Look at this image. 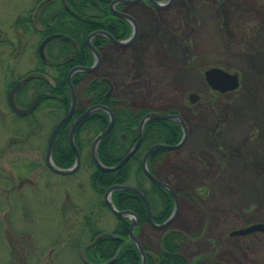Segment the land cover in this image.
<instances>
[{"label":"rangeland","instance_id":"obj_1","mask_svg":"<svg viewBox=\"0 0 264 264\" xmlns=\"http://www.w3.org/2000/svg\"><path fill=\"white\" fill-rule=\"evenodd\" d=\"M201 1L180 0L160 10L158 21L150 12H141L143 8H129L141 20L140 38L132 46L105 49L101 72L114 78L121 98L154 110L172 104L190 123L188 143L169 151L171 166L166 172L177 188L190 184L199 196H206L204 210L199 206L201 201L194 204L187 195L179 200L177 228L187 234L206 224L205 239L192 243L189 257L201 256L209 241H216L222 264H264V233L229 236L235 228L264 221V0ZM32 5V0H0L4 39L0 61L17 63L20 74L35 66L38 39L28 37L30 51L17 61L6 41L16 42L14 21ZM161 25L173 34L178 25L186 26L199 69L222 66L238 72L240 88L232 93L212 92L201 74L177 56V41ZM181 68L185 69L182 77ZM192 91L201 95L196 104L188 100ZM0 111V264H48V252L54 249L53 241L62 227L59 204L67 213L65 224L73 226L62 228L61 248L56 247V251L74 245L67 236L76 239L86 214H93L98 229L113 230L117 218L95 205L102 197L92 187L88 167L83 165L71 175L43 167L54 123L46 119L42 131L40 126L36 128L39 136L31 139L24 131H16V117L7 105L4 83L0 84ZM12 137L22 140L21 145L11 147ZM19 176L31 177L36 184L24 185L8 195ZM208 209L216 217L208 219ZM161 235L159 229L144 228L143 238L152 250L159 247ZM82 239L88 241L90 234L82 235ZM69 256L62 264H83L75 251Z\"/></svg>","mask_w":264,"mask_h":264},{"label":"trees","instance_id":"obj_2","mask_svg":"<svg viewBox=\"0 0 264 264\" xmlns=\"http://www.w3.org/2000/svg\"><path fill=\"white\" fill-rule=\"evenodd\" d=\"M112 1L99 0L100 7H98L94 0H71L70 5L79 14L78 16L71 15L65 6L61 5L60 17L50 20L52 24L47 28L56 29L61 37L52 40L47 46L46 60L40 61L39 66L35 69L39 76L32 77L26 83L24 90L28 91L29 95L26 98V103L21 106H27L37 95H41L42 99L33 113L15 118L18 130L24 131L29 139L36 134L38 126L42 131L44 124L46 125V119L54 123L53 130L55 125L69 112L72 103L68 83L70 71L78 65L91 66L95 61V56L87 43L89 34L94 30L104 28L117 39H126L131 35L132 25L130 22L115 16L111 10H108V5ZM102 8H106L108 12L107 19L87 15L88 13H101ZM24 20V16H19L16 25L21 27ZM50 34L46 29L41 36L47 37ZM93 43L100 49L103 45L105 49L107 48L106 44L111 42L103 36H98L93 39ZM112 62L114 61L112 60ZM102 65L96 72H78L72 78L77 91V105L71 118L60 129L53 150V159L62 168H69L76 161V153L70 144V131L75 120L90 106L104 104L113 108L115 112V124L98 147L99 158L104 164L110 166L117 164L135 145L139 135V123L143 116L151 110L146 106H135L130 98L119 102L114 78L112 79V76L101 72ZM88 76L91 77L88 78ZM114 84V93L108 96ZM109 122L110 116L107 112L94 111L80 123L76 131V143L82 154L83 165L91 170L90 179L93 189L103 197L106 189L114 184L134 185L145 192L154 210L163 209L158 213L162 219L156 220H164L172 211V197L167 190L152 182L146 175L142 167V158L145 152L156 143H178L183 135L182 127L173 120L156 119L147 122L143 141L130 160L120 169L103 171L94 163L91 148L94 138L107 128ZM166 153L167 150L163 149L153 152L149 160V167L157 177L168 181L166 172L170 163ZM147 182L150 183V186H147ZM189 188L191 187L181 189L192 202H200L199 198L187 194V191L190 192ZM112 199L118 209L133 210L140 216L142 224L148 223L145 203L138 195L129 191L117 190L113 193ZM96 204L109 208L104 198H100ZM116 217L118 223L113 230L116 235L104 236L95 247L87 250L88 257L94 262H104L115 256L120 248L118 256L110 264H142L141 253L136 244L130 240V218ZM96 224L98 223L96 222ZM96 224L88 226L87 231L90 237L95 236L98 232ZM149 227L151 228V226ZM142 230L144 233V229L138 227L136 233L147 250L148 264H188L186 259L179 255L170 254L176 250L170 240V234L163 233L160 237L159 247L152 250L143 238ZM145 237H148V234ZM82 244L84 241L79 236L75 247ZM96 253L104 256L96 257Z\"/></svg>","mask_w":264,"mask_h":264},{"label":"flooded vegetation","instance_id":"obj_3","mask_svg":"<svg viewBox=\"0 0 264 264\" xmlns=\"http://www.w3.org/2000/svg\"><path fill=\"white\" fill-rule=\"evenodd\" d=\"M32 1H33V5L31 6V8L28 9L25 13L21 14L22 16L25 17V20L23 21L22 26L20 27L19 25L18 26L16 25V21H17L18 17L21 15H18L16 20L14 21L13 27H14V30H15V33L17 36L16 42L11 40V41H6V43H7V45H10V47L12 49V50H10V55L13 58H15V60L17 61V58H20L21 56L26 55L30 51V47H28L30 45V42H29L30 40L28 41V37L37 38L38 39V45H37L36 49L34 50V54L37 58L35 66L32 69H28L25 73L20 74V73H18V71L16 69L17 63L14 64L13 62L7 63V62L0 61V84L4 83V90H5V95H6V99H7V105L13 114H15V111L13 110V108L10 104L9 98H10V93L15 86L18 85V87L14 93V100H15L16 105L19 108H28L34 102V100L39 98V101L37 103V106H38L39 102L42 99L41 95H37L33 98V100L27 106H21L23 103H26V98L29 95V92L24 90L26 83L32 77L39 76L38 73L35 72V69L39 66L40 61L46 60L47 46L49 45V43L52 40L49 41L45 45L44 50H43L44 55H42V53H41L42 43L44 42V40L47 37L54 35V34H58L56 29H52L49 27L47 28V26H50L52 24L50 22V20L51 19H58L60 17L61 5H64L65 8L70 12L71 15H74V16L79 15L75 11V9L72 8L73 6L70 5L71 0H32ZM94 1L96 2L97 6L100 7L99 0H94ZM156 1L163 3V2H166L167 0H156ZM178 1H180V0H174L173 3L169 7H166V8L154 6L150 0H137V1L132 2V3H118L117 9H119L120 11L129 13V14H132L133 17L137 20V22L139 24V34H138L135 42L130 44L129 46H132L133 44H135L139 40L141 32H142L141 20L134 13L130 12L128 10L129 8L134 7V6H138L140 8H143L142 9L143 11H141V12H143V13L150 12L151 15L154 16V20L158 21L157 15L160 13V10H167V9L171 8ZM200 1L201 0H196V2H200ZM201 2H203V1H201ZM148 9H151V10L148 11ZM108 10H110V5H108ZM107 13L108 12L106 11V8H102L101 13H88L87 15L96 16V17H103L104 19H107L108 18V16H106ZM160 28L165 30V32H167V34L170 35V38L172 40L177 41L178 44H176V45H179V47H180L178 49L177 56L178 57L182 56L183 57L182 60H185L187 62V64L189 63L191 65V67L195 68L198 71V73L201 74L203 81L206 82V77H205L206 69L205 68L199 69V66H200L199 60H196L194 58V56H192V54H191L189 36L187 33L188 28L186 26H182V25L179 26L178 25V28L175 27L176 32H174V34H173L172 30L167 28L165 25H161ZM46 29L51 34L47 37H42L41 34H43ZM97 30H105V29L100 28ZM97 30H94V31H97ZM94 31H92V32H94ZM173 35L176 37H174ZM3 40H4L3 34L0 32V45L4 43ZM113 45H116V44L107 43L106 47L108 48V47L113 46ZM107 48H105V49H107ZM105 49H104V46L102 45V47L100 49L101 54H102V61H101L100 65L98 66V68L94 72H96L100 68V66L103 64V61H104L103 51H105ZM55 53H56V51H55ZM172 56L173 55H170L171 59H172ZM184 71H185V69H183V68L180 69L181 77L183 76ZM143 75H144V77H146L147 73H145V71H144ZM152 82H153V80H152ZM209 88L211 89L212 92H215L218 94L221 93L217 90L212 89L210 86H209ZM113 93H114V91H113ZM192 94H195V95L192 96ZM111 95L108 94V96H111ZM117 96H118V94H117ZM188 100L191 103L196 104L199 100H201V95L196 91H192L188 94ZM118 101L124 102L125 100L121 99V97H120ZM37 106H36V108H37ZM36 108L34 109V111L36 110ZM160 110L165 111V113H169V114H175V113L182 114L180 109L172 106V104L170 106L166 107L165 109H159V111ZM0 117H2L1 111H0ZM13 123H14V120H13ZM10 125L12 126L13 124H10ZM14 143L16 145H21L22 140L18 139L17 137H15V138L12 137V141L10 142V146L12 147L14 145ZM180 148H182V147H180ZM180 148H178V149H180ZM166 155H168V154L166 153ZM45 156H44L43 167H45V165H46ZM27 184L32 186V185L36 184V181L31 177L19 176L17 184L15 186H13L11 189H9L8 195L11 196V194L13 193L12 192L13 190L20 189L24 185H27ZM175 189L177 191V196H178L179 200L182 199V197H184V198L186 197L185 192L184 193L182 192L183 188L182 189L175 188ZM189 189L191 190V192L193 194H196V192L194 191V188H189ZM189 189H185V190H189ZM187 194L191 195L190 192H188ZM202 194L205 196V194L203 192H202ZM170 196L172 197V200H173V208H172L171 213L164 220H160V221L156 220V219H162V216L158 215V213L163 211V209L158 208V210H154L152 207V204H151L152 217L157 222L161 223V222L166 221L174 213L175 206H176L175 199H174L173 195L170 194ZM205 197L202 198L203 201L206 200ZM203 204H204V202H202L201 205L199 204V206L201 207V209L204 210L205 207L203 206ZM96 206H98V208H100V207H103V209L106 208L105 206H100L99 204H96ZM106 209L109 212V208H106ZM57 210L60 212V217H61V222H62L61 226L62 227L59 231V236H57L55 238V240L53 241L54 249H52L48 252V257H47L48 264H62L63 259H68L70 257L69 256L70 252H74V249H75V247L73 245V246H70L67 250L56 251V247H57V249L61 248L60 244L62 241V236H61L62 228L65 225L67 227L73 226V223H70V222L65 224L66 219L64 217H65V215H67V213H63L62 208L60 209V204H59V207L57 208ZM179 211H180V205H179V209H178L177 214L175 215L174 219L166 227L160 228V230H163L164 233L170 234L169 235L170 240L176 248V250L171 252L170 254H172L173 256L179 255L183 259H186V262L188 264H222V260L218 259V256H217L218 249H220V247L216 246V241L215 242L209 241L210 246L208 248H206L207 249L206 251H203V254L201 256L198 255L197 257H194V258L189 257V251H190V247H191L192 243L200 242L201 239H205V235H204L205 227L204 226H206V224L204 223V226H202L201 228H198L197 230L194 229L191 233L186 234L185 232H183V230H180V228L176 227V219L178 218ZM206 214H207L206 215L207 217L209 215H210V217L213 216L211 209L210 210L208 209ZM147 215H148V213H147ZM190 216H191V214H190ZM215 216H216V214H215ZM139 218H140V216H139ZM95 221H97V220L93 217V214H86L84 216V220H83L82 224L79 225L80 230L78 231V233L81 234L82 230L88 229V226L90 224H96ZM96 226H97V224H96ZM147 226H152L150 221H149V216H148V223H145V224H142L141 218H140V223L137 226V228L141 227L142 229H144ZM97 228H98V226H97ZM97 231H98L97 234L95 236H93L88 242H85V244L94 241L95 238L100 233L104 232L105 230L98 229ZM77 235L78 234L74 235L76 239H74L72 235L67 236L69 241L71 242V244L72 243H74L75 245L77 244V240H79V237ZM142 235H143V230H142ZM138 237L141 240L139 235H138ZM71 238H73L74 240L71 241L70 240ZM102 238L103 237H101L92 247H95ZM83 245L84 244H82L79 247V251H78V255L80 258H81L80 251H81V248ZM97 248H100V250L102 249L101 247H97ZM119 252H120V248L115 253V256L118 255ZM95 255H96V257L104 256V255H101L100 253H96ZM82 262H84V261L82 260Z\"/></svg>","mask_w":264,"mask_h":264},{"label":"water","instance_id":"obj_4","mask_svg":"<svg viewBox=\"0 0 264 264\" xmlns=\"http://www.w3.org/2000/svg\"><path fill=\"white\" fill-rule=\"evenodd\" d=\"M137 0H113L110 4V9L112 11L113 14H115L116 16H119L121 18L127 19L130 22H132L133 26H134V30L132 35L125 40H119L117 38H115L111 33H109L106 30H97L92 32L88 38H87V43L89 48L93 51V53L95 54V63L93 66L87 67V66H76L74 67L69 75L68 81H69V86H70V90H71V95H72V103H71V107L69 112L67 113V115L65 117H63L56 125V127L54 128L51 138H50V142L48 145V150H47V155H46V163L47 165L55 172L60 173V174H64V175H68V174H72L75 173L76 171H78L81 167L82 164V157H81V153L77 147L76 141H75V134H76V130L79 126V124L82 122L83 119H85L90 113H92L93 111L96 110H103L108 112V114L110 115V123L107 126V128L101 132L93 141L92 144V155H93V160L95 162V164L97 165V167L103 171H114L117 170L119 168H121L131 157L132 155L137 151V149L139 148L140 144L142 143L143 140V134H144V126L145 124L152 119H164V120H175L177 121L184 130V135L182 140L174 145L171 144H166V143H157L154 144L144 155L143 160H142V165H143V169L146 172V174L149 176V178L154 181L155 183L159 184L160 186L166 188L167 190H169L171 192V194L174 196L175 198V202H176V208L174 210V213L172 214V216L166 220L163 223H156L155 220L152 217V212H151V204L149 199L147 198V196L137 187H134L132 185H128V184H115L111 187H109L106 192H105V200L108 203L109 207L111 208V210L119 215V216H129L132 220L131 222V226H130V236L131 239L137 244L142 257H143V263L142 264H147V254L143 248V245L141 243V241L139 240V238L137 237L136 233H135V228L136 226L139 225L140 223V218L139 216L132 210H119L115 207L113 200H112V192L115 190H125V191H130L133 192L137 195H139L145 202L146 207H147V211H148V216H149V220L150 223L157 228H164L166 227L175 217V215L177 214V211L179 209V200H178V196L176 191L173 189V187L168 184L165 181L160 180L159 178H157L149 169L148 166V160L151 156V154L157 150V149H176V148H180L181 146H183L188 137H189V128L187 123L185 122V120L183 119V117L179 114H165V113H161V112H149L148 114H146L143 119L140 122L139 125V137L138 140L136 142V144L134 145V147L124 156V158L117 163L114 166H108L105 165L99 158L98 155V146L100 144V142L103 140V138H105V136L111 131V129L114 126L115 123V113L113 111V109L107 105H102V104H97V105H93L91 106L89 109H87L74 123L71 132H70V143L73 147V149L76 152L77 155V159H76V163L73 167L71 168H61L59 166H57L53 160L52 157V152H53V148L55 145V141L58 135L59 130L61 129V127L69 120V118L72 116L75 107H76V103H77V94L75 91V87L74 84L72 83V77L75 73L80 72V71H87V72H93L95 71L98 66L101 63L102 60V56L101 53L99 51V49L93 44L92 39L96 36H106L108 39H110L113 43L119 44V45H129L131 43H133L138 34H139V24L137 22V20L130 14L125 13L123 11H120L116 8V5L120 2L122 3H132L135 2ZM151 3L154 6L157 7H161V8H166L169 7L174 0H167L166 2H158L156 0H150ZM61 35L60 34H54L51 35L49 37H47L44 42L41 45V53L43 54V50L45 45L51 41L52 39L55 38H59ZM206 75V80L207 82L215 89L220 90V91H234L236 89H238L240 87V78L239 75L236 73H231L228 72L227 70H225L224 68L221 67H212L206 70L205 72ZM18 85L15 86L13 88V90L10 93V104L13 108V110L19 114V115H28L30 114L37 106V103L39 101V98H37L36 100H34V102L26 109H22L19 108L14 100V93L17 89ZM195 94H192V96H194ZM256 231H261L264 232V222H260V223H255V224H251L247 227L244 228H240L237 230H234L231 235L235 236V235H247V234H251L253 232ZM104 235H108V236H113L114 234L112 232H103L100 233L94 241H92L89 244H86L82 250H81V255L83 257V259L88 263V264H96L91 262L85 255V250L91 246H93L102 236ZM115 259L112 258L109 261L102 263V264H110L111 262H113Z\"/></svg>","mask_w":264,"mask_h":264}]
</instances>
